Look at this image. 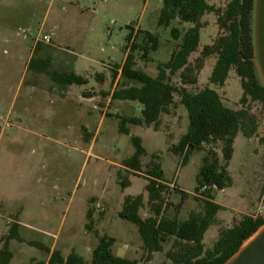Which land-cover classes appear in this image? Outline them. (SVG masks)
<instances>
[{"label":"rangeland","instance_id":"374dc122","mask_svg":"<svg viewBox=\"0 0 264 264\" xmlns=\"http://www.w3.org/2000/svg\"><path fill=\"white\" fill-rule=\"evenodd\" d=\"M207 1L225 7L230 0ZM162 7L163 0H0V20L20 27L22 35H29L30 48L35 38L38 44L43 42L45 47L48 46L41 37L44 34L53 35L52 46L61 47L58 48V56L65 60L63 66L69 73L76 71L82 76L91 75L87 83L69 84L70 92L78 94L80 88L93 90L94 86L100 92L98 116L88 119L79 110L78 115L71 118L69 113L68 135L63 136L66 138L60 142L38 138L31 146L37 177L44 173L50 175L52 196L63 192L61 214L57 221L37 225L38 230L31 236L52 250H59L65 257L75 253L90 264L101 238L108 236L115 239L112 249L119 256L137 259L138 264L172 263L166 252L174 246L173 236L164 242L163 251L155 252L152 260L146 261L144 241L138 225L119 215L125 197L144 195L145 205L140 215L144 218L154 215L153 203L149 201L146 190L147 172L159 164L163 171V178L159 181L166 185L163 189L165 201L162 214L169 219L177 217L186 220L192 213L205 210V188L196 193L197 177L205 162L204 158L213 149L219 163H226L221 142L204 144L202 149L190 153L187 159L184 154L173 150L190 123L188 109L181 103L178 93L175 94L172 112L162 114L158 123L150 126L128 123L130 133L120 131L122 117H141L143 109V104L137 100L112 98L115 88L139 85L121 75L120 67L125 57L128 34L132 31V40L140 45L135 51V68L155 77L159 72L158 64L171 59L172 54L180 48L184 33L193 25L179 18L173 19L169 25L160 24ZM202 21L204 26L201 29L200 46L189 57L193 67L191 74L197 75L198 82L184 85L181 71L172 77V82L178 86L184 85L191 92L206 86L213 87L226 105L239 109L242 107L240 98L243 94L240 76L233 68L223 86L211 83L209 77L217 53L203 56L204 46L214 44L225 29L218 24L214 12L205 13ZM173 28H179V38L173 35ZM146 32L157 36L156 50L152 48L153 44ZM40 54L38 50L36 57ZM5 57L3 60L0 58V90L5 88L1 77L7 75L10 68ZM199 58H203L200 68L197 67ZM33 70L34 65L31 64L26 70L25 64H22V89L15 88L9 94L0 91V161L2 158L8 162L15 148L13 137L16 115ZM116 70L118 74L114 79ZM99 75H103V80L99 79ZM259 77L264 84L260 74ZM40 82L47 81L44 79ZM252 111L259 118L257 133L252 137L243 134L237 136L234 155L227 166L229 181L223 188H212L215 200L222 203L224 208L218 212L219 220L205 234L206 249L213 248L223 229L238 223L244 216L264 214V105L259 101L253 102ZM78 116L90 123L87 130L89 137H86L85 142L81 138V128L78 132L75 127ZM133 135L141 138L145 148L142 165L137 172L124 165L125 160L135 152ZM88 212L92 214L91 218H88ZM0 213L5 214L1 203ZM2 217L7 226V221L12 217ZM9 247L15 255L11 264H26L31 260L47 261L50 257L47 250L17 239L12 240Z\"/></svg>","mask_w":264,"mask_h":264},{"label":"trees","instance_id":"16d2710c","mask_svg":"<svg viewBox=\"0 0 264 264\" xmlns=\"http://www.w3.org/2000/svg\"><path fill=\"white\" fill-rule=\"evenodd\" d=\"M255 0H230L225 7H218L207 0H163V7L159 23L169 25L175 18L183 22L193 23L182 37L180 48L172 54L169 61L158 64V75L151 76L142 69L135 68L137 63L135 51L140 48L139 43L132 40V31L128 34L126 57L121 65V75L136 81L139 85L131 84L115 88L112 92L113 99L137 100L143 104L142 116L122 117L120 131L130 133L127 124L150 126L158 123L162 114L171 113L175 101V94L181 97V103L188 109L189 127L178 144L173 146L176 153L184 154L187 159L194 150H200L204 144L222 143V154L225 164L219 163V158L213 149L206 156L205 162L197 177L196 193L203 188L205 196L204 212H194L186 220L175 217L169 219L163 216L164 204L163 189L165 184L159 180L163 178V171L159 164L148 170V183L146 190L148 198L153 203L154 215L142 217L140 210L145 205V196L129 195L123 202L119 215L138 225L143 237L144 257L150 262L155 252L164 250V242L171 236L175 238L174 246L166 252L172 263L162 264H224L260 226L264 224V217L246 215L238 223L221 231L213 248L206 249L204 237L209 227L218 221V212L223 206L215 201L213 186L223 188L229 181L227 166L234 155V144L237 136H254L259 128V118L252 111V103L259 101L264 105V85L261 83L254 60L255 47L253 36ZM214 12L217 22L225 32L214 44H206L203 56L217 53V60L209 77L213 84L223 86L235 69L241 78L243 94L240 98L242 107L234 109L225 104L220 93L213 87L191 92L184 85L196 84L197 75L193 76L192 64L189 57L200 46L201 29L204 26L202 17L205 13ZM175 38L180 37L179 28L172 30ZM152 42V48L157 49L158 38L146 32ZM145 54L147 51L145 50ZM144 54V55H145ZM37 61V60H36ZM32 65H35V62ZM197 67L200 68L203 58L198 59ZM39 70L47 71L63 84H84L87 79L76 73H58L49 69V60L40 61ZM181 71L183 86L172 82V77ZM118 71H114L113 78ZM103 75L99 79L103 80ZM135 145L134 154L125 160L128 168L140 170L142 156L145 148L139 136H132ZM212 157H211V156ZM186 196L187 193L184 192ZM92 214L88 212V218ZM11 239L25 241L20 235L19 224L11 225L9 232L1 239L3 247L0 249V263L8 264L13 256L9 244ZM29 244L38 246L50 252L48 261L34 260L32 264H88V261L75 253L65 257L57 249H51L46 244L29 240ZM115 239L103 236L100 244L93 252L90 264H138L137 259H130L117 255L113 249Z\"/></svg>","mask_w":264,"mask_h":264},{"label":"crops","instance_id":"0c3cea01","mask_svg":"<svg viewBox=\"0 0 264 264\" xmlns=\"http://www.w3.org/2000/svg\"><path fill=\"white\" fill-rule=\"evenodd\" d=\"M51 37L52 41L44 40L48 46L45 47L43 42L38 44V39L35 38L30 48L29 35L25 33L22 35L20 27L11 26L0 20V58L3 60L5 55L10 65L8 74L1 77L5 88L0 91L9 94L15 88L22 89L24 74L20 75L21 65L25 64V69L28 70L32 62L37 60L32 79L28 82L23 102L16 115V131L13 137L15 148L11 153V159L7 162L6 159L1 158L0 161V203L5 212V214L0 213V249L3 247L1 239L9 232L12 224H19L20 235L25 239L24 242H27L34 240L31 234L38 230L37 225L55 223L61 214L63 192L52 196L49 188L50 175L44 173L41 177H37L35 157L31 152V146L38 138L58 142L66 138L63 136L68 135L69 113L71 118H74L81 110L90 119L98 116L100 112L98 88L95 89V86L93 90L80 88L78 94H73L69 91V84H63L49 72L38 69L42 65L40 61L49 60L50 70L69 73L66 66H63L65 60L58 56L60 52L58 48L61 47L54 45V49L53 35ZM1 49H3L2 54ZM38 50L41 54L36 57ZM74 73L81 75L76 71ZM84 77L88 82L92 78L88 74ZM44 79L47 82L41 83L40 80ZM77 122L75 127L78 128V132L81 128V138L85 142L86 137H89L87 130L90 128V123L88 120L82 121L79 116ZM79 136L78 133V138ZM219 204L224 206L222 203ZM3 215L12 217L7 221V226ZM12 240L14 239H11L10 244ZM14 257L13 253L8 264L13 262ZM33 261L26 262V264H32Z\"/></svg>","mask_w":264,"mask_h":264},{"label":"water","instance_id":"95a60500","mask_svg":"<svg viewBox=\"0 0 264 264\" xmlns=\"http://www.w3.org/2000/svg\"><path fill=\"white\" fill-rule=\"evenodd\" d=\"M253 36L256 69L264 80V0H255ZM224 264H264V224Z\"/></svg>","mask_w":264,"mask_h":264},{"label":"built area","instance_id":"2783aa9c","mask_svg":"<svg viewBox=\"0 0 264 264\" xmlns=\"http://www.w3.org/2000/svg\"><path fill=\"white\" fill-rule=\"evenodd\" d=\"M41 38H42L43 40H45V41H50V40H51V36L48 35V34H44ZM259 216L264 217V214L259 215Z\"/></svg>","mask_w":264,"mask_h":264}]
</instances>
